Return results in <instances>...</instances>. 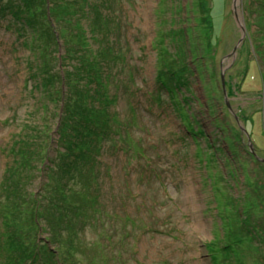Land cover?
Wrapping results in <instances>:
<instances>
[{"label": "rangeland", "instance_id": "374dc122", "mask_svg": "<svg viewBox=\"0 0 264 264\" xmlns=\"http://www.w3.org/2000/svg\"><path fill=\"white\" fill-rule=\"evenodd\" d=\"M89 1L111 27L87 36L83 53L110 46L120 58L78 85L86 0H23L26 16L0 13V231L39 221L34 243L53 264H264V0L254 13L248 0ZM46 67L88 89L84 101L70 94L65 113L63 98L35 82ZM61 113L96 124L94 141L106 127L112 135L86 158L87 186L69 182L65 213L45 175L69 138L58 133ZM18 139L14 152L32 149L30 179L24 156L9 151ZM10 174L28 191L7 194ZM73 227L75 249L51 236ZM25 228L18 244L31 238Z\"/></svg>", "mask_w": 264, "mask_h": 264}, {"label": "trees", "instance_id": "16d2710c", "mask_svg": "<svg viewBox=\"0 0 264 264\" xmlns=\"http://www.w3.org/2000/svg\"><path fill=\"white\" fill-rule=\"evenodd\" d=\"M258 0H248L247 4L248 6H252V9L254 8L255 2ZM31 2V0H30ZM253 4H252V3ZM29 4V3H28ZM102 4L101 3H97V2H92L89 0H86V7L82 10L83 15L87 18L86 20V24L88 25L85 26V28L82 26L81 22L78 21L80 20V18L76 19L75 24H78V26L76 27L77 30V34H76V39L81 41V36L82 39L86 36V38L84 39L85 44L84 45H79L78 47V53H77V58L80 59V70L82 72V75H85V79L86 80H82V81H78V84H82L85 82H89L88 78L91 80H98V78H101L102 76L109 74L110 72H112L111 66L109 68L107 67V64L104 66L102 65V63L106 62V61H110V60H114L116 59V62L119 60V55L116 53V50H113L110 46L105 48L103 50V52H95L93 54L90 55H85L83 53V50L85 51L87 48V36H90L89 38L93 39V36H99L103 31L101 30V27L103 25V22L106 23V26H104V30L111 27L109 26L107 23L111 21V19L109 18V16H105L104 13L102 12ZM42 7V6H39ZM0 13L1 12H8L11 13L13 15H17V14H22L23 16H26V8L25 5L23 3V0H0ZM248 9V12H250V9ZM25 10V11H24ZM253 13L255 12V8L252 10ZM74 14L72 13V16ZM83 19V18H81ZM69 20V19H68ZM70 20H74L73 18H70ZM33 28H35V26L33 25ZM86 32H89L88 35H86ZM94 40V39H93ZM32 46H30L31 48ZM36 50V52H39V54L45 55V56H49L47 54H44V52H42L41 48H36L34 49ZM72 53V52H71ZM82 57H85V60L83 62ZM96 57V59H95ZM61 58V57H60ZM101 64V70H102V74H100L98 76L99 70H98V66ZM95 65V66H94ZM102 66L104 68L107 69V73L105 74V70L103 72ZM57 72H59L58 70H54L51 67H46V68H42L40 70L37 71V73H39L37 76H39V80L35 81L36 83H39L40 81H43L44 87L47 86V89L54 94L55 92L57 93V98L59 97L62 100V104H61V108H63L64 106V110L65 113L66 111H68L67 105H66V101L69 99V95H77L78 97H80L81 99L84 98L82 97L83 95H85L87 92H83L86 91L88 89H82L81 92H77L76 88V81H74L73 79H68L66 76V71H65V76L63 77V75L59 74L57 76ZM66 78V79H65ZM90 83V82H89ZM87 83V84H89ZM60 85V87L58 88L57 86ZM62 85V86H61ZM74 85V86H73ZM34 86V85H33ZM43 91H46V89H42ZM59 90V91H58ZM84 101V99H82ZM56 103V102H53ZM65 103V105L63 104ZM104 116V115H103ZM65 114L61 113V118H60V124L58 126V133L59 136L62 137H69L67 139V141L62 142V147L65 149V152H61L59 154V159L60 162L58 163L57 159H50V164H46V176L47 178H49V180L47 181V183L49 182L50 184H56L55 186H53L54 190H58L55 191V194L53 196V201L52 203H54V205H56L57 203H59L62 207L61 212L65 213L67 212V209L69 208H65L64 206L66 205H70L68 198L65 197V193H67L66 189H70L72 188L71 186H69V182L70 181H79L82 184L85 185V187L87 186V181H88V176L89 179L92 178V169H87V164L86 158H92V159H97V156L99 154V145L100 142L104 139H106L107 136L110 135V137H112V135L110 134V132L108 131V128L106 127L104 133L97 139V140H93V133L94 131H92L94 128L98 127L95 126L96 124H93V126H86L85 123L79 118V120L76 121V123L71 124V122H69L68 120H64ZM68 118V116L66 117V119ZM105 123L109 124V119L108 117H105ZM70 124V125H68ZM100 134V133H99ZM21 139V138H20ZM101 140V141H100ZM100 141L97 145V142ZM18 144L19 143V139L18 141L14 142L13 144ZM9 148V151L14 155L18 153V156L23 155L24 159L26 161L25 164L20 163L21 166H24V168L27 166L29 168V173H27V177L28 179L32 178L33 176V171L35 172V169L37 168L36 165H34V167H32V169H30V160H29V155L32 152V149L30 148V146H26L23 145L21 146L18 150H15V146ZM66 153L68 154L67 157H65ZM15 158V155H14ZM17 160V158H15V161ZM43 163V162H42ZM52 164V165H51ZM32 166V165H31ZM10 171V169L7 171V173ZM85 175H87V179L85 177ZM8 178H5L4 181L6 183V187L7 190L11 191L7 194L10 195H21L22 192L27 191L29 189V185H25L22 189H20V187H18L17 184H15V188L12 187V183H10L11 181L14 182V180L16 181V177H13L11 174L8 175ZM17 185V188H16ZM23 185V183H22ZM73 190V189H70ZM30 194H33L32 192H29ZM9 199V198H8ZM79 200H77L76 204L78 203ZM69 219V214L67 215V221L65 220V223L68 222ZM25 221V220H24ZM26 222V221H25ZM35 222V221H34ZM32 222H28L27 224H20V222H16L14 220H11V224L13 226L14 231H9L7 230H2L0 231V236L1 237H5L7 236V238L4 240L6 241L4 243V241L1 243L0 245V249L2 250H6V253H3L0 251V254H6L5 259L3 261H0V263L3 264H19V263H12L11 260H9V253L8 252H13L15 254V257L24 259L25 261L23 263L20 264H45V259L49 258L50 264H53L54 262V255L49 252L48 255L44 253L43 248L38 250V246H36V244L34 243L35 238H37V236L34 237V234L36 235L35 231H38V226H39V221L37 222V224L33 226H31ZM23 227V228H22ZM26 227V228H25ZM20 228V229H18ZM22 228V229H21ZM25 228V231L28 230L30 231V235L31 238L29 240V242H25V240H21L20 244H18L16 242V240L20 239L22 236L21 230H23ZM76 228H72L69 230V234L64 236V234L61 233V235H57V237L55 236V232L52 233V238L53 239H57V238H64L66 239L68 242L67 244H70L74 249L77 248V246H79V241L76 239V232L74 231ZM34 230V231H33ZM17 239H15L16 237H18ZM50 238V237H49ZM84 243V242H83ZM3 244V245H2ZM78 244V245H77ZM7 247H9V249H7ZM44 248H46V246H43ZM10 248L12 250H10ZM40 248V247H39ZM74 249L72 250V252L69 254V256H74ZM41 251V252H40ZM45 258L43 260H41V258Z\"/></svg>", "mask_w": 264, "mask_h": 264}]
</instances>
